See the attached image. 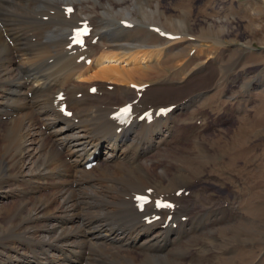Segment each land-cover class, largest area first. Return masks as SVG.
Returning a JSON list of instances; mask_svg holds the SVG:
<instances>
[{
    "label": "bare ground",
    "instance_id": "6f19581e",
    "mask_svg": "<svg viewBox=\"0 0 264 264\" xmlns=\"http://www.w3.org/2000/svg\"><path fill=\"white\" fill-rule=\"evenodd\" d=\"M127 3L0 0V248H7L9 260L5 261L9 264H211L213 249L197 250V239H216V231L230 223L228 210L200 209L189 200L192 188L186 182L184 166L158 172L164 166L159 163L161 153L179 144L171 136L170 122L174 112L187 107L180 99L186 89L149 86L145 102L136 105L137 116L147 107L156 111L177 104L150 124L135 119L119 131L121 125L111 118L117 105L132 100V92L122 84L144 81L152 63L160 62L165 53L156 44L138 45L131 35L133 27H125V38L115 32L111 25L115 15L135 24L139 21ZM68 4L74 5L71 13L65 11ZM85 18H91L94 25L89 47L74 53L67 47L69 35L77 21ZM96 35L99 38L93 44ZM185 39L191 38L183 35L166 42L170 45ZM17 54V60L28 59L26 64L16 61ZM83 54L91 57V63L77 62ZM178 57L174 58L176 65ZM7 62L12 63L11 68ZM98 82L106 83L99 88L110 98L93 103L95 93L90 92L83 110L77 89ZM109 84L114 85L112 90ZM60 91L67 95L73 118L58 109L56 94ZM143 127L146 130L139 132ZM167 136L174 141L163 143ZM114 147L112 161L100 159L87 168L92 156L97 160ZM121 159L115 180L103 183L104 166L117 165ZM123 176L125 180L116 179ZM148 188L154 196H172L168 189L175 193L180 206L167 225V214L161 221L147 223L144 216L150 211L136 208L134 196ZM180 188L190 189V193L178 197ZM182 215L188 219L182 221ZM173 221H177L176 227Z\"/></svg>",
    "mask_w": 264,
    "mask_h": 264
},
{
    "label": "rangeland",
    "instance_id": "374dc122",
    "mask_svg": "<svg viewBox=\"0 0 264 264\" xmlns=\"http://www.w3.org/2000/svg\"><path fill=\"white\" fill-rule=\"evenodd\" d=\"M126 7L134 9L139 20L131 33L138 45L156 44L165 49L161 61H154L152 70L142 78L145 80L137 84L189 89L180 97L187 107L174 112L170 122L171 136L179 144L161 153L159 163L164 166L159 174L184 166L188 170L186 182L192 188L189 200L200 209L214 206L228 210L230 227L227 224L216 231L217 240L215 236L197 239L194 247L213 249L211 264H264V0H128ZM115 20L112 27L125 38L124 19L115 15ZM153 25L191 39L169 45L167 38L151 30ZM16 56L17 62L24 60L26 64L28 59L17 60ZM11 66L7 62V68ZM95 84L98 92L92 94L93 103L108 100L110 96L99 88L106 83ZM122 85L132 92V100L137 98L138 92L130 82ZM91 86L77 89V93L82 92L79 100L83 110ZM145 89L137 104L145 102L149 85ZM173 138L167 136L161 141L167 144ZM114 150L103 151L96 161H112ZM70 159L65 157L68 162ZM104 167L102 182L115 180L114 172L122 167V159L117 165ZM116 179L125 180V176ZM171 191L167 190L173 196ZM0 251V264H9L7 248Z\"/></svg>",
    "mask_w": 264,
    "mask_h": 264
},
{
    "label": "snow or ice",
    "instance_id": "6c2138e0",
    "mask_svg": "<svg viewBox=\"0 0 264 264\" xmlns=\"http://www.w3.org/2000/svg\"><path fill=\"white\" fill-rule=\"evenodd\" d=\"M128 111H129V109H127V108L124 109V112H128ZM137 199H138L139 201H141V205H140V207L143 208L144 203L147 202V197H145V196H139V197H137ZM157 206H158V207H165V206H170V205H165V204H160V203H158Z\"/></svg>",
    "mask_w": 264,
    "mask_h": 264
}]
</instances>
